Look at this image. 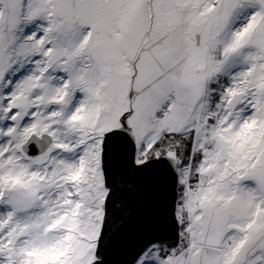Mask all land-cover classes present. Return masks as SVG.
<instances>
[{"label": "snow or ice", "instance_id": "6c2138e0", "mask_svg": "<svg viewBox=\"0 0 264 264\" xmlns=\"http://www.w3.org/2000/svg\"><path fill=\"white\" fill-rule=\"evenodd\" d=\"M0 264H264V0H0Z\"/></svg>", "mask_w": 264, "mask_h": 264}]
</instances>
